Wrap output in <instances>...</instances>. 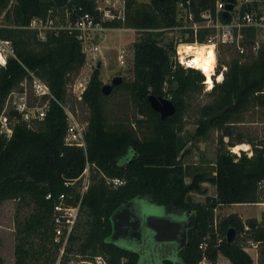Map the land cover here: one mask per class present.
<instances>
[{
    "label": "trees",
    "instance_id": "1",
    "mask_svg": "<svg viewBox=\"0 0 264 264\" xmlns=\"http://www.w3.org/2000/svg\"><path fill=\"white\" fill-rule=\"evenodd\" d=\"M217 0H126L124 19L103 21L111 27H131L138 31L132 41V77L113 85L108 93L123 90L130 98L136 117L131 121L116 118L109 121L106 94L102 93L99 67H94L81 94L88 108L84 131L85 147L64 142L67 126L66 87L70 75L85 62V53L74 31L46 30L40 39L37 30L28 27L30 20L52 14L61 19L82 11L98 17L94 0H0V38L11 42L13 55L0 65V113L9 91L32 71L44 80L54 97L38 125L33 127L14 110L12 132L6 137L0 132V202L17 201L14 214V264H54L59 243L53 240V205L57 195L68 192L74 202L79 192L66 180L77 178L86 166L91 169L89 184L83 193L79 209L83 210V234L74 230L59 257L68 261L70 253L83 256L102 255L105 264H149L139 250L120 245L124 238L142 244L141 220L134 213L132 202L137 197L164 205L167 211L185 214L182 221L164 220L157 225V242L176 243L180 264H197L205 256L214 262L218 254L230 264H253L251 255L242 247L243 221L230 213L217 223L220 237L215 233L213 210L217 204L253 203L264 201L258 183L264 185V146L252 143V152L233 153L226 146L234 145L223 137L232 135V125L242 120L251 107L264 106V41L257 51L246 56L230 58L224 65L221 80L213 79L204 90V74L193 66L177 60L176 41L165 36L172 27L180 25L179 3L200 20V12H214ZM225 1V0H222ZM236 4V1L233 0ZM259 3H242L239 11L256 9ZM223 20L229 18L221 17ZM241 43L251 46L257 29L248 25L240 29ZM210 29L181 28L180 36L187 43H205ZM218 67L216 73L219 71ZM177 87L172 88V82ZM205 91L211 99L198 107L196 134L213 127L219 131L213 173L194 172L185 182L186 169L179 157V133L184 129V114L194 93ZM107 94V95H108ZM169 97L173 113L164 117L150 106L148 95ZM243 141L240 139L238 142ZM119 177L123 183L112 186L107 179ZM208 180L216 187L215 198L194 202L187 198L190 190H200V182ZM47 193L50 197L47 198ZM29 206L21 214L20 207ZM247 222L250 232L244 236L258 241L256 264H264V227L255 219ZM235 229L232 242L226 240L227 228ZM76 228V227H75ZM144 228V229H143ZM81 238H80V237ZM80 239L77 247L74 242ZM205 243L204 247H200ZM75 248V249H74ZM153 251V250H152ZM149 252V251H148ZM152 252H149L151 258ZM142 256V257H140ZM161 262L172 264L161 256ZM58 263V264H59ZM76 264H88L77 262Z\"/></svg>",
    "mask_w": 264,
    "mask_h": 264
},
{
    "label": "rangeland",
    "instance_id": "2",
    "mask_svg": "<svg viewBox=\"0 0 264 264\" xmlns=\"http://www.w3.org/2000/svg\"><path fill=\"white\" fill-rule=\"evenodd\" d=\"M95 3L103 5L106 0H94ZM138 1H148V0H138ZM244 0H236V5H239ZM262 1V0H259ZM260 8H264V3L260 4ZM263 10V9H262ZM178 17L182 20V23L187 26V22L184 18V13H178ZM0 16V23L2 22ZM183 26L173 29L165 34L166 37L174 39L175 36H179L180 29ZM188 28V27H186ZM184 29V28H183ZM104 40L102 37L99 38L98 32L95 33L93 41L100 45V49L96 52L95 57H87L84 64L76 71L71 73V77L66 87V101L65 106L69 108L74 115L81 121L85 122L88 117V108L81 102V99L76 98L79 87L82 84L86 85V82L90 76V73L94 67L99 63V76L104 82H110L114 75H120L122 80L130 79L132 77L131 61H132V41L137 37L138 31L131 27H113L108 28L103 31ZM241 33L239 38L241 39ZM257 41L261 43L264 41V27L258 29ZM215 44V66L214 73L212 74L213 79H217V76L223 75L224 64L232 57H239L240 59H245L246 56H242L235 43L229 44L221 42L216 38ZM193 43V42H192ZM198 43V42H194ZM208 43V42H205ZM240 45L244 48V53L249 55L254 53L251 47ZM124 47L126 50V62L124 65H120L116 59V54L118 48ZM177 56V53H176ZM219 71L216 73V69ZM204 74V73H203ZM205 77V74H204ZM22 86L17 84L15 89L18 90ZM208 83L204 79V90L209 89ZM199 93H194L190 99V104L188 109L184 114V129L179 133V144L180 151L179 157L186 169V176L184 177L185 182L191 180L192 174L194 172H206L213 173L212 167L215 162L216 151L218 147V136L219 131L213 127H210L204 134H196V117L198 107L210 101L211 97L205 91ZM27 97L31 101H37L31 94L30 85L28 83ZM105 105L108 112L109 121L113 119L120 118L124 119L125 122L130 120L131 127H136L133 124V119L136 117V112L134 106L129 98V96L123 90H117L116 92L106 94ZM4 106H6V111L11 108V103L8 97L5 99ZM38 121L31 122V126L36 127ZM137 128V127H136ZM232 135L230 137L224 136V141H229V143L243 144L246 143L247 147L245 149L233 150L234 145L228 144L226 147L236 153L240 154L244 151L247 154L252 152V143L248 142L251 140L253 143H261L264 146V106L263 107H251L246 111L241 121L236 122L232 125ZM240 139L243 141L238 142ZM91 169L88 166L87 172L90 174ZM82 183V178L77 179L74 183V188H78ZM258 189L261 193V199L264 200V185L258 183ZM216 187L213 183L208 180L200 182V190H190L187 193V198L194 202H205L207 198H215ZM17 208V201L13 199L4 200L0 202V264H14V242H15V231H14V214ZM132 208L134 213L141 220L142 226L145 227L143 230L144 238H142V244L139 245L136 242H131L127 239H118L120 245L132 248L134 250L141 249L143 256L149 264H165L161 262V256H165L167 259L171 260L172 264H180L177 254H176V243L171 241H161L157 242L154 237V231L156 226L164 225V220L172 221H182L186 218L185 214L176 213L174 211H167L164 205L152 203L146 197H137L132 202ZM30 211L29 206L23 205L20 207V213L26 214ZM230 213L237 214L242 221H247L249 219H255L260 225L264 227V201L253 202V203H231V204H217L213 210V224L215 226L214 230L217 236L220 235L217 223L220 219L227 216ZM84 218L83 210L79 209V213L74 225L73 230L82 235L83 225L82 220ZM76 227V228H75ZM245 235V234H244ZM243 235L240 243L242 247L251 255L253 259V264H256L258 260L259 245L252 246L247 241V236ZM80 237V236H79ZM81 238V237H80ZM80 239L74 242V247H77ZM74 248V249H75ZM153 250V251H152ZM152 252L151 258H149V252ZM142 255V253H141ZM59 253L54 264L59 263ZM142 257V256H140ZM91 260L89 255L76 254L73 250L66 262H60L59 264H76L77 262L87 263ZM213 264H230L229 260L222 254H218Z\"/></svg>",
    "mask_w": 264,
    "mask_h": 264
},
{
    "label": "built area",
    "instance_id": "3",
    "mask_svg": "<svg viewBox=\"0 0 264 264\" xmlns=\"http://www.w3.org/2000/svg\"><path fill=\"white\" fill-rule=\"evenodd\" d=\"M252 1H257L259 3L257 8L251 9L250 11H244L242 14L239 11L240 4L236 5L233 2L234 6L229 11V15L227 17L229 18L228 20H223L221 18L225 1L217 0L215 2L214 12H211L209 9L202 10L200 12V20H194L192 13L183 7L182 3H179L178 13H180L182 9L187 26H185L180 17H178L181 24L172 27L170 31L180 26H183L181 28H192L194 32L200 27L209 28L211 32L207 35L206 42L212 44L213 48H215L216 44V41L213 40V38L217 37V40H220L221 42L229 44L235 43L240 54L244 55V48L240 45V29L244 26L252 25L256 27L258 32L259 28L264 27V8H260V4L264 3V0H244L242 3H250ZM125 2L126 0H106V3L103 5L95 3V9L98 11V17L89 11H82L78 13L74 19L70 18L68 12H66V17L61 19L58 14H52V9L50 8L44 18L37 16L33 17L30 20L28 27L36 29L40 39L45 38L46 30L56 31L58 29H67L69 31H74L77 39L81 43V48L85 53V57L89 56L90 58H93L95 57L96 52L100 49V45L93 41L95 33L98 32L100 38L104 30L113 28L111 26L103 25L102 23L105 20L113 21L124 19ZM174 40L176 41L178 62L184 66H191L187 65L186 62H183L179 51L180 46L187 42H184L180 35L175 36ZM258 45L259 43L256 38L254 44L250 46L254 53L257 51ZM9 55H13L11 42L8 39L0 38V65L5 64L6 58ZM116 59L121 66L125 64L127 58L124 47L118 48ZM28 83L30 85L31 94L37 99V101H31L28 99L26 91ZM18 84L22 86L20 89L16 90L15 87H13L7 94L11 103L10 109H14L23 121H25L28 125H31V122L41 120L44 117L49 107V99L54 96L47 83L30 70L27 71V75ZM85 86V84H82L79 87L78 93L75 95L76 98L81 99V94ZM261 91L264 92V86ZM63 107L66 112L67 119L64 142L68 145H75L84 148V131L86 121L83 122L79 120L74 113L65 106V104ZM5 109L6 106L3 107L0 113V132L6 137H9L12 132L13 120L9 116L8 110L6 111ZM87 169L88 163L86 162V166L77 178L66 180L64 182L65 185L71 186L74 185L77 179L82 178V183L77 188L79 197L71 203L68 199L72 197V195L68 192L61 191L57 195L56 201L53 205V240L59 243V255L62 254L64 246L73 231L79 213L82 195L86 191L89 184V174ZM107 181L114 187L123 183V179L119 177L108 178ZM46 197L49 198L50 193H47ZM250 230L251 226L244 221L242 234H246L250 232ZM247 241L252 246H258V241H255L250 237L247 238ZM199 246L204 247L205 243H201ZM87 263L105 264V260L102 255H95L91 258V260H88ZM197 264L213 263L203 256Z\"/></svg>",
    "mask_w": 264,
    "mask_h": 264
},
{
    "label": "bare ground",
    "instance_id": "4",
    "mask_svg": "<svg viewBox=\"0 0 264 264\" xmlns=\"http://www.w3.org/2000/svg\"><path fill=\"white\" fill-rule=\"evenodd\" d=\"M212 44L209 43H183L180 48L181 59L186 62L187 65H191L200 69L205 74V81L212 85V74L214 73L215 53ZM209 54H211V60L209 61ZM221 74L217 76V79H221ZM247 147L246 143L236 144L233 146V150Z\"/></svg>",
    "mask_w": 264,
    "mask_h": 264
},
{
    "label": "water",
    "instance_id": "5",
    "mask_svg": "<svg viewBox=\"0 0 264 264\" xmlns=\"http://www.w3.org/2000/svg\"><path fill=\"white\" fill-rule=\"evenodd\" d=\"M160 1H162V0H160ZM233 6H234L233 0H225L224 9L222 11V17L227 18L229 15V11L233 8ZM96 67H99V63L97 64ZM121 81H122V77L120 75H114L111 78L110 82L102 83V85H101L102 93L108 94L111 91L112 86L119 84ZM176 87H177V81L174 80L172 82V88L175 89ZM148 100H149V103H150V106L152 107V109L158 111L160 113L161 117L169 115V114L173 113V111H174L173 103L171 102V99L169 97H158L157 98V97L149 94ZM235 233L236 232H235L234 228H232V227L227 228L226 234H225L226 240L228 242H232L234 240Z\"/></svg>",
    "mask_w": 264,
    "mask_h": 264
},
{
    "label": "crops",
    "instance_id": "6",
    "mask_svg": "<svg viewBox=\"0 0 264 264\" xmlns=\"http://www.w3.org/2000/svg\"><path fill=\"white\" fill-rule=\"evenodd\" d=\"M101 37H102V38H103V40H104V37H105V36H104V34H103V33H102Z\"/></svg>",
    "mask_w": 264,
    "mask_h": 264
},
{
    "label": "clouds",
    "instance_id": "7",
    "mask_svg": "<svg viewBox=\"0 0 264 264\" xmlns=\"http://www.w3.org/2000/svg\"><path fill=\"white\" fill-rule=\"evenodd\" d=\"M211 60V54H209V61Z\"/></svg>",
    "mask_w": 264,
    "mask_h": 264
}]
</instances>
